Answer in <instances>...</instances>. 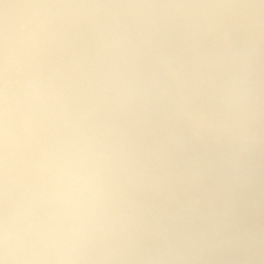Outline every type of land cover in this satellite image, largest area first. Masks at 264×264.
<instances>
[{
    "label": "clouds",
    "instance_id": "9594fccd",
    "mask_svg": "<svg viewBox=\"0 0 264 264\" xmlns=\"http://www.w3.org/2000/svg\"><path fill=\"white\" fill-rule=\"evenodd\" d=\"M0 264H264V0H0Z\"/></svg>",
    "mask_w": 264,
    "mask_h": 264
}]
</instances>
